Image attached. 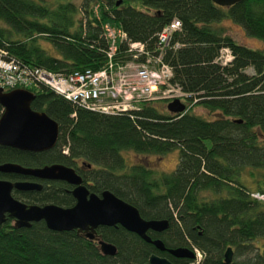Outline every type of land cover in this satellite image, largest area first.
<instances>
[{
	"label": "trees",
	"instance_id": "16d2710c",
	"mask_svg": "<svg viewBox=\"0 0 264 264\" xmlns=\"http://www.w3.org/2000/svg\"><path fill=\"white\" fill-rule=\"evenodd\" d=\"M224 18L264 42V0L225 7L211 0H0V48L22 64L53 72L101 69L111 44L106 28L112 25L125 34L116 36L114 61L132 60L134 42L156 56L159 32L178 19L181 26L162 61L172 68L171 82L190 94L180 114L157 101L106 114L39 82L29 88L35 93L31 107L57 122V141L41 153L0 145V163L77 168L83 162L90 165L80 173L91 192L109 190L144 219L169 222L161 232L148 230L151 239L168 248L199 250L196 264H264V45L236 40L219 25ZM43 40L56 54L42 46ZM224 47L233 56L226 65L216 60ZM144 60L145 54L135 59ZM194 106L209 118L195 113ZM175 149L177 163L169 172L129 163L124 156H160ZM67 188L48 181L25 197L70 207L75 199ZM97 233L116 246L115 255L102 254L95 240L76 230H51L43 221L14 227L7 218L0 224V264H147L152 254L175 264L195 262L159 251L119 224L99 226ZM227 247L233 251L228 263Z\"/></svg>",
	"mask_w": 264,
	"mask_h": 264
},
{
	"label": "water",
	"instance_id": "95a60500",
	"mask_svg": "<svg viewBox=\"0 0 264 264\" xmlns=\"http://www.w3.org/2000/svg\"><path fill=\"white\" fill-rule=\"evenodd\" d=\"M218 6H231L242 0H211ZM119 3V1H118ZM35 93L27 88H14L3 91L0 88V145L19 150L40 152L54 147L58 137V124L45 111L34 110L31 102ZM166 109L174 114L186 111V105L179 99L166 104ZM1 174L32 176L45 180H62L74 185L71 194L75 203L62 207L55 203L44 205L26 204L14 198L13 188L18 190L40 189L38 182L16 181L0 178V224L5 215L14 218V227H29L32 222L43 221L56 231L76 230L78 234L95 240L102 254L113 256L116 246L101 238L97 233L99 226L121 225L126 230L137 234L143 240L153 244L159 251H167L176 258H194L189 247L168 248L161 239H151L148 230L161 232L169 222L167 220L144 219L138 209L116 196L109 190L99 194L91 192L82 182V177L75 170L62 163L46 164L41 167H26L16 162L0 163ZM225 262L233 257L231 247L224 253ZM147 264H175L158 254L150 255Z\"/></svg>",
	"mask_w": 264,
	"mask_h": 264
},
{
	"label": "built area",
	"instance_id": "2783aa9c",
	"mask_svg": "<svg viewBox=\"0 0 264 264\" xmlns=\"http://www.w3.org/2000/svg\"><path fill=\"white\" fill-rule=\"evenodd\" d=\"M180 26L178 19H173L163 26L158 35L159 54L156 56L149 55L142 43H130L129 51L134 52L133 59L124 63L113 60L116 54V35L111 36L107 32V37L111 39L107 52L108 60L97 70L53 72L22 64L0 48V88L3 91L18 87L29 89L40 82L74 103L106 114L133 110L143 101L179 99L186 103L190 94L171 82L172 68L162 61L164 50L169 47L173 33ZM120 37L124 38L125 34L121 32ZM143 54L144 61H135ZM232 58L231 51L224 47L220 49L216 60L226 65ZM130 76H134V80H131ZM194 252L198 262L202 253L197 249H194Z\"/></svg>",
	"mask_w": 264,
	"mask_h": 264
},
{
	"label": "rangeland",
	"instance_id": "374dc122",
	"mask_svg": "<svg viewBox=\"0 0 264 264\" xmlns=\"http://www.w3.org/2000/svg\"><path fill=\"white\" fill-rule=\"evenodd\" d=\"M78 1V0H76ZM219 25L222 26L227 33H229L230 35H232L236 40H238L239 42L250 46V47H262L264 45V42L248 36L244 29L234 23L230 18H224L219 22ZM106 32L110 33L111 36H117V38L119 39V35H120V31H119V27L112 25L111 28L107 27L106 28ZM42 46L51 54H56L55 50L52 48V46L50 45V43H48L47 41H42ZM248 72H252V70L249 68L247 70ZM131 80H134V76H130ZM157 104L160 108L162 109H166V104L165 102H162V100H157ZM167 110V109H166ZM193 111L197 114H201L204 117L209 118V115L206 113V111L200 107V106H194L193 107ZM208 143V141H207ZM177 155L178 152L177 150H172L164 155H154V154H149V155H138L135 154L133 152H126L124 153V156L126 157L127 161L129 163H143L146 164L150 167H152L153 169L159 171V172H169L172 171L177 163ZM196 264L197 263V258H195V262H192L191 264Z\"/></svg>",
	"mask_w": 264,
	"mask_h": 264
},
{
	"label": "flooded vegetation",
	"instance_id": "af4514ba",
	"mask_svg": "<svg viewBox=\"0 0 264 264\" xmlns=\"http://www.w3.org/2000/svg\"><path fill=\"white\" fill-rule=\"evenodd\" d=\"M13 149H16V148H13ZM16 150H19V149H16ZM19 151H22V152H28V153H41V152H44V151H40V152H33V151H25V150H19ZM46 151V150H45ZM56 163V162H55ZM52 164V163H50ZM77 168L75 167H72L75 172L77 174H79L81 177V173L80 172H84L86 171L87 169L90 168V165H84L83 162H77ZM46 164H40V165H37V166H26V167H41V166H44ZM68 166V165H67ZM71 167V166H70ZM1 174V173H0ZM3 176H1L0 178L2 179H8L12 182H16V181H28V182H38L41 184V188L40 189H31V190H18L16 188H13L12 191H11V194L14 198L20 200L21 202H24L26 204H38V203H34V202H31L27 197H25V194H31V193H34V192H39L43 189L44 187V184L47 183L48 181H57V182H63V183H66L67 185H69V188H67V190L71 193V190L73 188L74 185H71L65 181H62V180H45V179H38V178H35V177H32V176H24V175H17V174H2ZM82 182H83V177H82ZM84 184V183H83ZM87 187V186H86ZM38 205H42V204H38ZM7 218H10L11 221H12V224H14L15 220L14 218H11V217H8V215L6 214L5 215V221ZM4 221V222H5ZM81 235V234H80Z\"/></svg>",
	"mask_w": 264,
	"mask_h": 264
},
{
	"label": "bare ground",
	"instance_id": "6f19581e",
	"mask_svg": "<svg viewBox=\"0 0 264 264\" xmlns=\"http://www.w3.org/2000/svg\"><path fill=\"white\" fill-rule=\"evenodd\" d=\"M159 35V34H158ZM158 38V37H157ZM158 40V39H157Z\"/></svg>",
	"mask_w": 264,
	"mask_h": 264
}]
</instances>
